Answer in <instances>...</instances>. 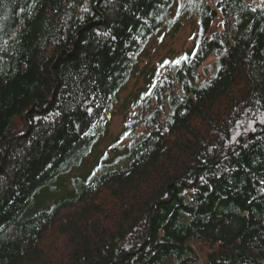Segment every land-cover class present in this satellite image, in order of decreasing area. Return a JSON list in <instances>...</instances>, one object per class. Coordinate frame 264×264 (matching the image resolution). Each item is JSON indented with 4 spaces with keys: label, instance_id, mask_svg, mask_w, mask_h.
I'll use <instances>...</instances> for the list:
<instances>
[{
    "label": "trees",
    "instance_id": "1",
    "mask_svg": "<svg viewBox=\"0 0 264 264\" xmlns=\"http://www.w3.org/2000/svg\"><path fill=\"white\" fill-rule=\"evenodd\" d=\"M188 22L191 49L144 61ZM204 241L264 264V0H0V264Z\"/></svg>",
    "mask_w": 264,
    "mask_h": 264
},
{
    "label": "rangeland",
    "instance_id": "2",
    "mask_svg": "<svg viewBox=\"0 0 264 264\" xmlns=\"http://www.w3.org/2000/svg\"><path fill=\"white\" fill-rule=\"evenodd\" d=\"M194 30L188 22L184 30L176 37L172 38L170 36L165 37L163 34L158 38L151 41L148 46V54L143 57L144 61H158L159 59L168 55H178L181 56L186 50L191 49L194 45ZM212 59L210 62H213ZM145 65V64H142ZM135 81L131 82L129 90L131 91L134 87ZM144 86V82H142ZM123 116L118 115L114 118L112 131L114 134H118L123 129ZM194 247L198 251L199 260L190 264H206L207 260L212 257H217V250L219 247L218 243H210L208 241L197 242Z\"/></svg>",
    "mask_w": 264,
    "mask_h": 264
}]
</instances>
